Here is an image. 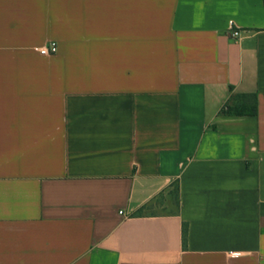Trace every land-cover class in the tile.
<instances>
[{"label": "crops", "instance_id": "0c3cea01", "mask_svg": "<svg viewBox=\"0 0 264 264\" xmlns=\"http://www.w3.org/2000/svg\"><path fill=\"white\" fill-rule=\"evenodd\" d=\"M0 264H264V0H0Z\"/></svg>", "mask_w": 264, "mask_h": 264}, {"label": "trees", "instance_id": "16d2710c", "mask_svg": "<svg viewBox=\"0 0 264 264\" xmlns=\"http://www.w3.org/2000/svg\"><path fill=\"white\" fill-rule=\"evenodd\" d=\"M249 94H232L227 102L224 104L222 109L220 110L221 115H229V116H254L256 115V99ZM159 202V201H158ZM171 202L174 207L179 208L180 205V188L179 184H175L173 186V190L171 191ZM154 204H147L141 210H139L138 214H143L145 210L151 215H154L153 211ZM184 238L186 239V230H184Z\"/></svg>", "mask_w": 264, "mask_h": 264}, {"label": "built area", "instance_id": "2783aa9c", "mask_svg": "<svg viewBox=\"0 0 264 264\" xmlns=\"http://www.w3.org/2000/svg\"><path fill=\"white\" fill-rule=\"evenodd\" d=\"M238 32L234 31L233 32V36H237ZM58 50V46L56 42H50L48 45L46 46H42L40 48L37 49V51L42 54V55H51V54H55ZM242 254L240 253H232L231 256L236 257V256H241Z\"/></svg>", "mask_w": 264, "mask_h": 264}, {"label": "rangeland", "instance_id": "374dc122", "mask_svg": "<svg viewBox=\"0 0 264 264\" xmlns=\"http://www.w3.org/2000/svg\"><path fill=\"white\" fill-rule=\"evenodd\" d=\"M175 209L174 206H171L169 202L159 201L154 204L153 211L158 214L169 212L170 210Z\"/></svg>", "mask_w": 264, "mask_h": 264}]
</instances>
